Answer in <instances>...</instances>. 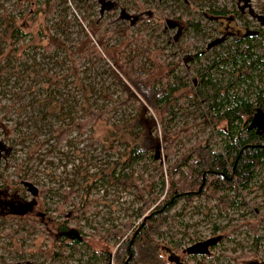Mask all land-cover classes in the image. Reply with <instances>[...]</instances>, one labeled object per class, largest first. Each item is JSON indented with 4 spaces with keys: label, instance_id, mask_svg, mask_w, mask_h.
<instances>
[{
    "label": "rangeland",
    "instance_id": "obj_1",
    "mask_svg": "<svg viewBox=\"0 0 264 264\" xmlns=\"http://www.w3.org/2000/svg\"><path fill=\"white\" fill-rule=\"evenodd\" d=\"M55 1L59 3L58 11L45 17L41 12L44 9L43 0H0V185L5 186L10 194L14 192L11 197L0 194V264H100L92 258L86 259L92 252H101L106 245L112 248L113 240L108 238L104 243L94 235V228L104 231L112 225L119 227L126 221H138L132 217V211L138 206L134 190L122 189L119 183L108 181L107 175L116 160L119 163L115 170L119 171L127 149L134 143H140L132 133L137 131L133 127V117L141 101L124 102L127 94L110 73V70L117 71L118 50L123 46L120 36L109 39L103 49L98 44L99 34L95 32L92 21H98L99 33L118 26L127 28V38L141 35L139 46L130 45L134 52H128V49L124 52L136 55L134 76L142 66L145 70L141 72L143 78L152 81L175 64L177 90L174 95L179 111L171 124V129L177 133V136L172 135L176 138L172 146L173 154L168 158L172 161L185 147L192 145L196 139L203 140L210 131L202 112L205 103L198 94L196 72L214 56L227 53L224 47L231 37L224 38L221 48L217 42L222 36L219 31L226 24L230 26V31L242 28L243 24L253 30L264 20V0ZM104 2L107 6L111 3L110 7L114 8L105 10L100 7ZM209 8H224L228 13L215 18L213 13L208 12ZM120 14H125V18ZM231 14L234 16L230 21H219ZM177 16H182L183 20L200 21L201 30L183 32ZM134 17L136 19L132 23ZM46 27L50 34L66 43L64 49L45 52L38 48L33 52L31 46L47 40L44 33ZM14 28H19L24 34L20 45H30L23 54L22 63L13 58L17 52H8L13 42L9 37ZM148 38H151L149 52H142ZM76 43L78 48L90 44L99 52L98 59L92 56L77 60L75 67L78 73L75 74L70 65L69 52L74 50ZM195 53L199 54V59L192 63L190 56ZM4 66L8 68L2 70ZM224 68L211 71L212 81L221 86L226 83ZM123 80L126 82L125 78ZM259 80L255 76L253 86L259 85ZM261 81L264 85V77ZM236 89L243 91L241 87L231 91ZM206 90L208 93L212 91L210 87ZM193 97L199 98L200 109L191 105ZM142 103L145 116H151L155 122L149 135L152 138L157 136L162 148L164 143L159 137L158 112ZM86 107L105 110L107 120L97 121L81 134L74 130L55 146L53 128L63 121L67 122L70 117L80 120ZM111 146H116V149H111ZM165 159L160 149L153 165L161 163L164 168L168 161L165 162ZM147 162L149 160L145 158L131 169H123L132 175L139 187L142 186L139 175L147 178L153 173L149 167L146 168ZM263 180L264 176L260 175L247 190H243L241 195L246 207L229 210L227 216H217L215 200L205 201L195 197L191 205L183 210L178 203L172 213L180 212V215L173 216L170 236L182 238L181 248H184L190 243L188 239H207L213 234L212 227L221 225L226 227V231H222L225 234L216 231L221 236V242L217 241L212 249L196 253L197 259L204 255L209 262L217 257L229 264H246L252 259L257 264L263 263L264 189L260 187ZM90 183L94 186L88 198L94 202L80 222L79 231L83 256L78 259V255L71 260L46 258L47 252L56 250L52 221L60 222L66 217L67 225L73 228L72 205L86 195ZM26 187L49 189L47 200L36 198ZM64 190H74L66 203H63ZM8 201L30 203L29 210L20 213L11 211L7 204L2 206V202ZM40 201L46 203L45 211L41 210ZM247 224H251L255 232ZM182 258L187 264H192L190 253Z\"/></svg>",
    "mask_w": 264,
    "mask_h": 264
},
{
    "label": "trees",
    "instance_id": "obj_2",
    "mask_svg": "<svg viewBox=\"0 0 264 264\" xmlns=\"http://www.w3.org/2000/svg\"><path fill=\"white\" fill-rule=\"evenodd\" d=\"M43 3L44 9L41 11L43 16L46 17L58 11L59 3L55 0H43ZM208 12L213 13L212 17L215 18L228 13L224 8H209ZM234 14L225 19L220 18L219 21H230ZM135 19L136 17L133 18L132 23ZM177 20L181 22L183 32L201 30L200 21L183 20L182 16H177ZM97 22L94 20L91 23L94 24L95 32L99 34L98 44L103 49L106 48L109 39L117 36H120L123 43V46L118 50L117 71L110 70V73L114 77L115 83L127 94L124 102L141 101L137 106L138 111L133 117V127L137 131L132 133L140 143H134L127 149L119 171L115 170L119 163L116 160L114 168L107 175L108 181L119 183L122 189L134 190V198L138 201V206L132 211V217L138 221L136 223L126 221L119 227L112 225L104 231L94 228V235H97L103 242L108 238L112 239L113 247L109 249L106 245L101 252H92L86 261L92 258L94 262L100 261V264H187L182 258L187 253V246H197V244L203 246L205 243L207 244L206 249H212L218 242H221V236L217 235L216 231L225 232L226 227L214 225L211 237L204 240L190 238L188 239L190 243L181 248L182 238L174 239L169 233L173 216L180 215V212L172 213L174 207L180 203L183 210L191 205L195 197H199L205 201L215 200L217 216H227L229 210L236 211L246 207L241 192L247 190L258 176H264V85L261 81L264 77V20L259 27L253 30L243 24L242 28H234L230 31V26L226 24L219 31L222 36L217 39V42L220 43L221 48L224 38L231 37V41L224 47V52L227 53L214 56L210 62L196 72L198 94L205 103V109L202 112L210 126V131L203 140L196 139L192 145L185 147L182 153L172 161L168 160L169 156L173 154L172 146L176 141L172 135L177 136V133L171 129V124L179 111L178 100L174 95L177 90L174 74L175 64L166 68L165 73L152 81L146 77L143 78L141 72L144 73L145 70L142 66L134 76L133 61L136 55L130 56L124 52H127V49L128 52H134L130 45L139 46L141 35L139 34L134 39L127 38V28L118 26L99 33L100 27ZM164 24L167 23L164 21ZM44 33L47 40L31 46L34 49L33 52H36L35 50L38 48L50 52L66 47V43L62 39L49 33L48 27L44 29ZM23 35L19 28H14L12 36L9 37L13 39V42L8 52H17L13 58L19 63L23 62V54L30 47L28 44L20 45ZM150 39L146 40V47L142 52H149ZM77 45L78 43L74 44V50L69 52L70 65L75 74L78 73V69L75 67L77 60L92 56L98 59L99 52L90 44L81 48H78ZM74 55H77V58L74 59ZM198 57L199 54L195 53L190 56V61L192 63L198 61ZM224 66L227 68L225 69ZM7 68L4 66L2 70ZM222 68L227 74L224 86L213 82L211 77L212 70ZM255 76H258L260 80L259 85L253 86ZM123 78L126 79V82ZM180 84L182 83L180 82ZM207 87H210L212 91L208 93ZM238 87H241L243 91L238 92L237 89L231 91ZM142 102L158 112L159 137L164 143L162 148L158 144V137L152 138L149 135L150 128L155 127V122L151 116L148 118L145 116V106ZM191 105L200 109L199 98L193 97ZM105 112V110L97 111L86 107L82 110L80 120L70 117L67 122L63 121L52 130L54 145L58 146L74 130L81 134L97 121L107 120L104 117ZM257 117L260 119L253 120ZM253 121L254 123H252ZM110 148L116 149V146ZM160 149H162L163 157L166 158L165 162L168 160L164 168L161 167V163L153 165L156 162V157L159 156ZM145 158L149 160L146 168L149 167L153 173L147 178L140 174L139 180L142 186L139 187L132 175L124 172L123 169H131L132 166L139 161H144ZM101 175L106 177L102 173ZM93 183L87 185L86 195L72 205L73 228L67 225L68 218L66 217L60 222L53 223L52 221L53 242L56 250L47 252L46 258L71 260L78 255V259L83 256L79 246L81 242L80 222L84 220L87 211L94 202L88 198L89 191L94 186ZM260 187L264 189V180L260 183ZM26 190H29L36 198L40 197L43 200H47L50 192L49 189L38 190L31 189V187L29 189L26 187ZM62 193L63 203H66L74 190H64ZM0 194L11 197L14 192L10 194L5 186L0 185ZM8 202L9 204L14 203ZM14 205L18 210L24 212L29 210L30 203L16 201ZM45 206L46 203L40 201L41 210L45 211ZM178 223L181 224L180 221ZM247 226L255 232V228L251 224H247ZM126 230H128L127 233H125ZM222 237L225 238L224 235ZM64 249L66 250L65 254ZM190 257L192 264H229L220 261L217 257L213 262L206 260L204 255L197 259L195 253H191ZM246 264H257V262L252 259Z\"/></svg>",
    "mask_w": 264,
    "mask_h": 264
},
{
    "label": "flooded vegetation",
    "instance_id": "obj_3",
    "mask_svg": "<svg viewBox=\"0 0 264 264\" xmlns=\"http://www.w3.org/2000/svg\"><path fill=\"white\" fill-rule=\"evenodd\" d=\"M110 6H112V4L111 3H108V6L105 4V2L104 3H102L101 5H100V7H102V8H104L105 10L107 9V10H111L112 8H114V7H110ZM111 8V9H110ZM120 17H123V18H125V14H120ZM11 202H13V201H11ZM3 204L4 205H8V207H10L11 209V211H17V212H20L21 210H18V208H16V205H14V203H11V204H9V202H7V203H3L2 202V206H3ZM191 254V253H190ZM261 264H264V262L263 263H261Z\"/></svg>",
    "mask_w": 264,
    "mask_h": 264
},
{
    "label": "water",
    "instance_id": "obj_4",
    "mask_svg": "<svg viewBox=\"0 0 264 264\" xmlns=\"http://www.w3.org/2000/svg\"><path fill=\"white\" fill-rule=\"evenodd\" d=\"M260 118L259 117H257V119L255 118V119H253V120H259ZM252 123H254V121L252 122ZM206 245L207 244H205V243H203V246H201V245H199V244H197V246L196 245H192L191 247H188L187 248V253H202V252H204V250L206 249ZM201 246V247H200Z\"/></svg>",
    "mask_w": 264,
    "mask_h": 264
}]
</instances>
